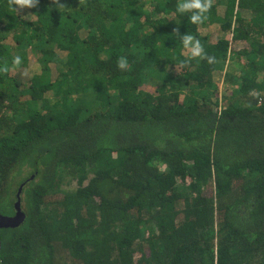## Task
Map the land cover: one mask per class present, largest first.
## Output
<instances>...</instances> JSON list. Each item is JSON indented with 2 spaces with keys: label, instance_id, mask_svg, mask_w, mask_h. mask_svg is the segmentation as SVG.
Here are the masks:
<instances>
[{
  "label": "trees",
  "instance_id": "trees-1",
  "mask_svg": "<svg viewBox=\"0 0 264 264\" xmlns=\"http://www.w3.org/2000/svg\"><path fill=\"white\" fill-rule=\"evenodd\" d=\"M180 2L0 0V264H264V0Z\"/></svg>",
  "mask_w": 264,
  "mask_h": 264
},
{
  "label": "clouds",
  "instance_id": "clouds-1",
  "mask_svg": "<svg viewBox=\"0 0 264 264\" xmlns=\"http://www.w3.org/2000/svg\"><path fill=\"white\" fill-rule=\"evenodd\" d=\"M38 3L39 0H7L9 7L16 12L25 8H35ZM79 3H84V0H79ZM52 4H54L59 11L66 9V6L63 3H60V0H52ZM212 4L213 0H182V2L178 3L176 11L181 13H191L189 16L190 22L193 24H200L208 18L206 14L211 9ZM174 31L178 32V28L174 29ZM183 47L185 49L190 48L189 58H203L202 45L198 40L193 43V36L191 34H186L183 37ZM214 61V57H209L207 59V62L209 63H213ZM12 62L15 66H19L22 63L19 56L13 57ZM126 65L127 59L125 57H120L117 61V67L121 70H126L128 67H126ZM0 71H8L6 63L3 67H0Z\"/></svg>",
  "mask_w": 264,
  "mask_h": 264
},
{
  "label": "rangeland",
  "instance_id": "rangeland-1",
  "mask_svg": "<svg viewBox=\"0 0 264 264\" xmlns=\"http://www.w3.org/2000/svg\"><path fill=\"white\" fill-rule=\"evenodd\" d=\"M224 35H226V33L222 32L221 30L217 29V32H212L211 36H210V40L211 41H215L218 37H224ZM247 43H237L233 49L237 50L239 48L245 47ZM190 51V48L187 49ZM186 50V51H187ZM188 52V51H187ZM17 55V54H16ZM241 66V62L239 61V59H237L235 57L234 54H230L228 60H226L223 63H220L217 65L218 71L215 72V79H218V81L225 83V76H234V74H236L237 72V68H239ZM156 83V82H155ZM153 83V84H155ZM152 84V83H151ZM224 87V84H222ZM212 91V89H210V92ZM188 92V90H187ZM222 92V91H221ZM73 103H75V99L72 100ZM77 105H79V103H77ZM35 107L39 106V103L36 102ZM66 188L68 189H73L76 184L75 182H73L71 185H64Z\"/></svg>",
  "mask_w": 264,
  "mask_h": 264
},
{
  "label": "water",
  "instance_id": "water-1",
  "mask_svg": "<svg viewBox=\"0 0 264 264\" xmlns=\"http://www.w3.org/2000/svg\"><path fill=\"white\" fill-rule=\"evenodd\" d=\"M17 192V201L14 203L15 213L14 215H2L0 214V228H8L18 226L24 219V214L20 208L19 192Z\"/></svg>",
  "mask_w": 264,
  "mask_h": 264
}]
</instances>
